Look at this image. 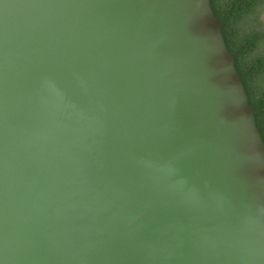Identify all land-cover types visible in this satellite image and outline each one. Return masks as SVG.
Listing matches in <instances>:
<instances>
[{"label": "water", "instance_id": "1", "mask_svg": "<svg viewBox=\"0 0 264 264\" xmlns=\"http://www.w3.org/2000/svg\"><path fill=\"white\" fill-rule=\"evenodd\" d=\"M0 264H264V141L210 0H0Z\"/></svg>", "mask_w": 264, "mask_h": 264}, {"label": "trees", "instance_id": "2", "mask_svg": "<svg viewBox=\"0 0 264 264\" xmlns=\"http://www.w3.org/2000/svg\"><path fill=\"white\" fill-rule=\"evenodd\" d=\"M264 141V0H210Z\"/></svg>", "mask_w": 264, "mask_h": 264}, {"label": "rangeland", "instance_id": "3", "mask_svg": "<svg viewBox=\"0 0 264 264\" xmlns=\"http://www.w3.org/2000/svg\"><path fill=\"white\" fill-rule=\"evenodd\" d=\"M262 19H264V14L262 15Z\"/></svg>", "mask_w": 264, "mask_h": 264}]
</instances>
